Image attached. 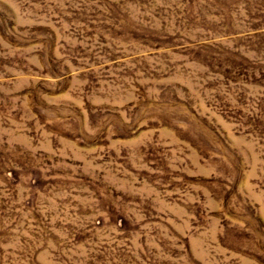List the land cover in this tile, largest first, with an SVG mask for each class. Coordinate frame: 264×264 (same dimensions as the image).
<instances>
[{
	"label": "rangeland",
	"instance_id": "obj_1",
	"mask_svg": "<svg viewBox=\"0 0 264 264\" xmlns=\"http://www.w3.org/2000/svg\"><path fill=\"white\" fill-rule=\"evenodd\" d=\"M0 264H264V0H0Z\"/></svg>",
	"mask_w": 264,
	"mask_h": 264
}]
</instances>
